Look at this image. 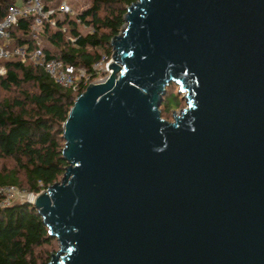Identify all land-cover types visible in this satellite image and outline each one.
Segmentation results:
<instances>
[{"label": "water", "instance_id": "water-1", "mask_svg": "<svg viewBox=\"0 0 264 264\" xmlns=\"http://www.w3.org/2000/svg\"><path fill=\"white\" fill-rule=\"evenodd\" d=\"M123 20L29 200L47 264H264V0H134Z\"/></svg>", "mask_w": 264, "mask_h": 264}, {"label": "trees", "instance_id": "trees-1", "mask_svg": "<svg viewBox=\"0 0 264 264\" xmlns=\"http://www.w3.org/2000/svg\"><path fill=\"white\" fill-rule=\"evenodd\" d=\"M60 1L45 0V8L48 4L57 8ZM26 2L0 0V20L9 7ZM132 2L87 0L74 16L62 14L59 18L56 12L55 24L45 22L37 32L32 30L33 15L19 16L9 29L7 48L20 47L29 53L41 46L46 60L83 68L94 77L99 73L93 65L111 58L110 40L122 29L126 6ZM80 26L87 30L82 32ZM2 63L6 72L0 75V160L12 165L0 167V189L14 187L37 194L62 176L66 165L61 158L62 123L86 86L79 85L77 90L64 87L42 66L30 60L21 62L16 55ZM175 85L170 83L166 92ZM165 94L168 109L173 93L164 98ZM4 200L5 194L0 192V264H47L57 240L48 234L32 204L16 201L5 205Z\"/></svg>", "mask_w": 264, "mask_h": 264}, {"label": "built area", "instance_id": "built-area-1", "mask_svg": "<svg viewBox=\"0 0 264 264\" xmlns=\"http://www.w3.org/2000/svg\"><path fill=\"white\" fill-rule=\"evenodd\" d=\"M44 1L45 0H27L26 3L13 5L9 7L5 16L0 20V75L5 74L6 72V68L3 65L2 61L9 59L13 55H16L19 57L21 62L30 60L32 64L42 66L45 72H47L48 75L54 79V81L64 87H70L73 90H77L79 85L87 86L88 75L90 73H88L83 68L76 69L72 65L63 64L60 60H46L42 52L41 46L37 47L29 53H27L23 48L20 47H16L14 49L7 48V44L9 42V29L16 24L17 18L19 16L33 15L32 30L34 32H37L42 26V24L45 22H49L52 25L55 24L53 16L56 12L60 14L73 13V9L65 0L60 1L57 8L51 5L49 6V4L48 7L45 8ZM33 37L35 38V40H37L36 34H33ZM102 62L103 61L95 63L93 65V70L101 69L104 72L108 73V65L110 60H107L104 69L99 67ZM78 72L79 75L78 77H76V74ZM103 79H100L99 81ZM13 188H2L0 189V192L4 193V190ZM33 198L34 196L32 198H28V202Z\"/></svg>", "mask_w": 264, "mask_h": 264}, {"label": "rangeland", "instance_id": "rangeland-1", "mask_svg": "<svg viewBox=\"0 0 264 264\" xmlns=\"http://www.w3.org/2000/svg\"><path fill=\"white\" fill-rule=\"evenodd\" d=\"M67 1L71 8L73 9V13L69 14L70 16H74L76 14L77 11H79L87 2V0H65ZM59 18L62 17V14L59 13L58 15ZM79 29L82 32H85L87 29L85 27L80 26ZM111 60V58L109 59ZM108 60V61H109ZM107 62L106 59L103 60V62L99 65V67H101L102 69L105 68V63ZM99 74H97L96 76L92 77L90 74L88 75V82H97L100 79H103L105 76L101 75V72H104L103 70L99 69L97 70ZM79 72L76 74V77H78ZM87 76V75H86ZM178 87L177 85H175L174 87H169L164 98L169 96L171 93H173V95L169 96V108L166 109L164 102L165 99H162V103L159 106L160 109V115L163 119L172 122L174 120V115H178L180 109L185 108L186 107V102L183 98V93H178L177 92ZM3 94V93H2ZM174 94L177 95V106L175 107V99H174ZM1 96V94H0ZM3 164L7 165V166H11V162H5L0 160V167L3 166ZM13 188V187H12ZM5 193V200L3 201L5 205L10 204L12 202H16V201H26L28 202V198H32L33 196H35L36 194L29 192V191H25V190H21L18 188H13V189H8V190H4ZM59 245L58 242H55L51 249L53 252H55L58 249Z\"/></svg>", "mask_w": 264, "mask_h": 264}]
</instances>
